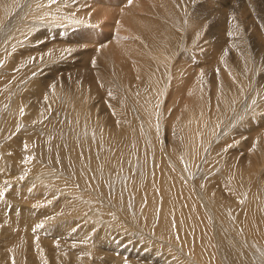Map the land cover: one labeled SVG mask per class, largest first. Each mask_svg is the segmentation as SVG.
Segmentation results:
<instances>
[{"label":"bare ground","instance_id":"obj_1","mask_svg":"<svg viewBox=\"0 0 264 264\" xmlns=\"http://www.w3.org/2000/svg\"><path fill=\"white\" fill-rule=\"evenodd\" d=\"M201 1L0 0V264H264V0Z\"/></svg>","mask_w":264,"mask_h":264},{"label":"rangeland","instance_id":"obj_2","mask_svg":"<svg viewBox=\"0 0 264 264\" xmlns=\"http://www.w3.org/2000/svg\"><path fill=\"white\" fill-rule=\"evenodd\" d=\"M216 0H205V1H201V3H203L204 4V2H209L211 5L213 4V2H215ZM87 5L88 4H86V5H84V7L86 6L87 7ZM91 4H89L88 6H90ZM112 19V16H110V15H107V16H105L104 17V19ZM154 23V25H157L158 24V22L157 21H154L153 22ZM111 24H112V26H115V23L114 22H111ZM154 25L153 24H151L150 26H152L153 28H154ZM111 29L112 27H108V29ZM95 29L97 30V32H98V34L99 35H97V33H95L96 31H95ZM107 28L105 29V28H103L102 26H97V27H92L91 29H90V32L88 33V36L86 37L87 38V40L88 41H93L94 43H101V44H99V45H97L98 47L97 48H99V47H103V46H105V43H107V42H109V40L111 41V42H113L114 41V38H112V37H114L115 35L114 34H117V35H119L118 33H116V31L114 32V30H115V28H114V30H113V28L111 29L112 30V32H111V30L109 29L108 30ZM123 35V33H120V35ZM110 35H112V36H110ZM125 35V34H124ZM123 35V36H124ZM2 36H4V35H2ZM126 37H128V35L126 36ZM129 38V37H128ZM103 39V40H102ZM107 41V42H106ZM3 42V41H2ZM105 42V43H104ZM91 49L92 48H89V49H85L84 51H82L81 52V54L82 55H86V53L89 51H91ZM198 51H197V53L198 54H200V55H202V58H201V60L203 59L204 60V62H203V60L202 61H200L201 62V64L202 65H200L201 67H205V64H207L205 61L208 59V58H210V55L208 56V52H209V50L208 49H205V50H203V49H197ZM207 50V52L205 53H202L203 51H206ZM40 51H45V49H41ZM211 51H213L212 49H211ZM200 52V53H199ZM214 52V51H213ZM206 55V56H205ZM217 56V55H216ZM204 57H206V58H204ZM208 57V58H207ZM77 59V58H76ZM214 61H211V66L214 64L213 62H215V59H213ZM94 62H91L90 64H93ZM213 63V64H212ZM80 63H79V60L77 59V60H75V64L74 65H79ZM208 64H210V62H208ZM199 66V67H200ZM207 66H210V65H206V67ZM80 67V66H79ZM77 70V67H75V66H73V67H71V68H68V69H66V70H64L62 73H65L66 74V80L67 79H69L73 74L72 73H74L75 71ZM69 74H72V75H70L69 76ZM69 76V77H68ZM180 77L181 76H179V78H178V81H179V79H180ZM73 77H71V80H73L72 79ZM75 79V78H74ZM70 82V80H67V82ZM178 92V91H177ZM177 92L170 98V100L168 101L169 102V104H171L172 102H173V100L176 98V94H177ZM2 142V141H1ZM43 191H38L37 192V195L36 196H41L43 193H42ZM30 199H34V198H30ZM36 202H38V200H31V202H30V204H34V203H36Z\"/></svg>","mask_w":264,"mask_h":264},{"label":"snow or ice","instance_id":"obj_3","mask_svg":"<svg viewBox=\"0 0 264 264\" xmlns=\"http://www.w3.org/2000/svg\"><path fill=\"white\" fill-rule=\"evenodd\" d=\"M129 2H130V0H129ZM36 227H42V225H37Z\"/></svg>","mask_w":264,"mask_h":264}]
</instances>
